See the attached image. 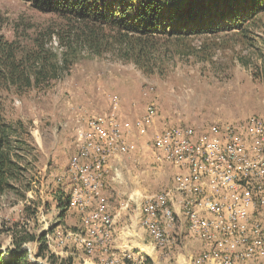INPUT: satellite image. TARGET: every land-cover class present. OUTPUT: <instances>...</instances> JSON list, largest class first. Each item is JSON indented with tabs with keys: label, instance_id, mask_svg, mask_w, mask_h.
Returning a JSON list of instances; mask_svg holds the SVG:
<instances>
[{
	"label": "rangeland",
	"instance_id": "1",
	"mask_svg": "<svg viewBox=\"0 0 264 264\" xmlns=\"http://www.w3.org/2000/svg\"><path fill=\"white\" fill-rule=\"evenodd\" d=\"M260 19L243 29L203 33L178 44L168 42L141 68L112 51L96 55L73 44L65 52L69 27L60 17L40 12L22 0H0V40L12 41L19 55L44 44L58 57H66L68 67L64 65L56 80L30 89H0V107L5 116L22 120L29 130L26 173L38 178L40 188L37 196L27 193L26 200L14 191L4 195L0 224L8 227L15 222L26 223L29 231L44 233L42 242L48 255L57 257L56 264L69 257V264H115L113 256L123 264H144L146 258L150 264H221L211 258L198 262L207 249L206 242L190 233L177 193L167 200L175 216L172 222L161 223L163 241L158 242L142 224L146 199L173 188L177 172L168 163L157 162L154 137L171 125L220 135L226 127L242 125L249 117L257 116L254 111L264 110V16ZM114 104L121 123V140L128 149L123 153L117 150L106 161L100 200L112 216V234L109 240L92 243L88 242L82 213L70 201L68 165L86 119L105 116ZM128 155L136 160L131 161ZM112 158L123 161L113 168L115 179L109 180L113 182L108 186V199L105 180L112 178ZM57 188L71 194L66 208L52 197ZM125 199L121 206L124 219L115 229L119 209L112 207L117 210L113 212L108 200L119 206ZM25 203L37 208L33 218L23 214ZM257 207L254 216L264 227V203ZM0 245L2 251L12 247L9 234H0ZM24 247L29 259L49 264L46 257L37 255L38 243L27 242ZM234 247L235 251L241 248ZM231 264H264V252L233 257Z\"/></svg>",
	"mask_w": 264,
	"mask_h": 264
},
{
	"label": "bare ground",
	"instance_id": "2",
	"mask_svg": "<svg viewBox=\"0 0 264 264\" xmlns=\"http://www.w3.org/2000/svg\"><path fill=\"white\" fill-rule=\"evenodd\" d=\"M115 109L116 104L105 116L86 119L84 129L78 131L77 149L68 165L70 201L82 213L87 240L92 243L109 240L112 234V216L100 200L106 161L117 150L123 153L128 149V144L121 140V123ZM185 129L186 136L179 134ZM194 129L171 125L154 137L157 162L168 163L177 172L173 188L146 199L142 224L156 235L158 242L163 241L161 223L172 222L175 216L167 201L174 192L180 196L176 200H180L190 233L206 242L207 249L198 262L211 258L231 264L233 257L264 252V227L254 216L256 207L264 203V120L251 116L242 125L226 127L220 135L197 133ZM207 139L226 148V157H208ZM56 233L60 235L59 231ZM90 246L87 249L91 250ZM234 246L241 248L235 251ZM113 257L115 264H123V260Z\"/></svg>",
	"mask_w": 264,
	"mask_h": 264
},
{
	"label": "trees",
	"instance_id": "3",
	"mask_svg": "<svg viewBox=\"0 0 264 264\" xmlns=\"http://www.w3.org/2000/svg\"><path fill=\"white\" fill-rule=\"evenodd\" d=\"M22 1L65 22L70 37L63 48L65 52L73 44L96 55L112 51L141 68L168 42L178 44L203 33L243 29L264 16V0ZM66 64V57H58L54 51L45 49L44 44L19 55L12 41L0 40V89H30L56 80ZM28 138L26 124L8 118L0 107V204L2 197L11 191L23 200L27 199V193L40 194L38 178L26 173ZM69 194L57 188L52 197L60 207L66 208ZM36 212L35 206L24 204L23 214L27 218H33ZM3 232L10 235L12 247L0 249V264H42L30 261L24 247L27 242L38 243L37 255L46 257L49 264H56L57 257L48 255L42 242L44 233L31 232L26 223L20 222L8 227L0 224V234ZM71 259L60 263L69 264ZM144 264H150V259L146 258Z\"/></svg>",
	"mask_w": 264,
	"mask_h": 264
},
{
	"label": "crops",
	"instance_id": "4",
	"mask_svg": "<svg viewBox=\"0 0 264 264\" xmlns=\"http://www.w3.org/2000/svg\"><path fill=\"white\" fill-rule=\"evenodd\" d=\"M255 115H257V116H259V117H262V118H264V110L263 109H261L260 111L258 110V111H254L253 112ZM129 157L128 158H130V157H132L131 155H128ZM124 159H125V157H124ZM131 159V158H130ZM121 159H114V158H112L110 161H111V163H110V165H111V170H109V173H110V175H112V178H109V177H107L108 178V181L109 180H113V179H115V178H113L114 176H113V168L116 166L117 167V165H120L121 163H122V161L123 160H121ZM132 160H136L134 157L131 159V161ZM126 166V165H125ZM124 166V167H125ZM131 167V166H130ZM109 175V174H108ZM120 176H121V174H120ZM121 180V179H120ZM119 180V181H120ZM105 182H106V184H105V186H106V194H107V196H108V199H110V196H111V194H109L108 195V186H109V184L111 185L112 183H110V182H113V181H109V182H107L106 180H105ZM101 198V197H100ZM126 201V199L124 200V201H120L119 202V206H117V205H112V201H109L108 200V202H109V207H110V209L113 211V208L112 207H114L115 209H117V207H118V209H119V216H118V218L116 219V226H115V229H116V227H117V229L119 228V225H121L122 224V219H124V215H125V212L124 211H121L122 210V208H121V206L123 205L122 203H124ZM107 205V204H106ZM117 209V210H118ZM117 210H114V211H117ZM113 211V212H114ZM261 213V212H260ZM259 212L257 213V216L258 217H261V214H260ZM264 218V217H263ZM116 231V230H115ZM128 232V231H127ZM126 232V233H127ZM125 233V234H126ZM128 234H129V232H128ZM116 238V237H115ZM117 239V238H116ZM118 241H116V244L118 245V243H117ZM197 242H199V241H197ZM200 244V243H199Z\"/></svg>",
	"mask_w": 264,
	"mask_h": 264
},
{
	"label": "built area",
	"instance_id": "5",
	"mask_svg": "<svg viewBox=\"0 0 264 264\" xmlns=\"http://www.w3.org/2000/svg\"><path fill=\"white\" fill-rule=\"evenodd\" d=\"M115 100L116 99H114V101ZM87 118H88V116H87ZM254 121H259V119H254ZM186 131H188V130L187 129L182 130L179 134H184V136H186ZM179 147H180V145H179ZM207 154H208V157L209 156L226 157V148H220L219 146H217L215 144V141H211V139H207ZM85 172H86V170L84 169V173ZM226 182H231V181H226ZM73 202H74V198H73Z\"/></svg>",
	"mask_w": 264,
	"mask_h": 264
},
{
	"label": "water",
	"instance_id": "6",
	"mask_svg": "<svg viewBox=\"0 0 264 264\" xmlns=\"http://www.w3.org/2000/svg\"><path fill=\"white\" fill-rule=\"evenodd\" d=\"M30 259H31L32 261H35V262H37V263H42V264H45V263H43V262H41V261H39V260H34L32 257H30Z\"/></svg>",
	"mask_w": 264,
	"mask_h": 264
},
{
	"label": "clouds",
	"instance_id": "7",
	"mask_svg": "<svg viewBox=\"0 0 264 264\" xmlns=\"http://www.w3.org/2000/svg\"><path fill=\"white\" fill-rule=\"evenodd\" d=\"M53 42L55 43L56 41H55V38H53Z\"/></svg>",
	"mask_w": 264,
	"mask_h": 264
}]
</instances>
